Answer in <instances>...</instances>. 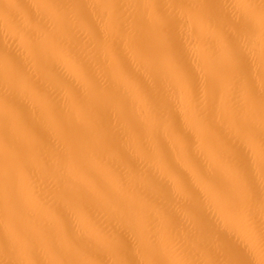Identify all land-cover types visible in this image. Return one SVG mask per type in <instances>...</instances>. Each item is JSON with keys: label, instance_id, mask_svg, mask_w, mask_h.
Here are the masks:
<instances>
[{"label": "bare ground", "instance_id": "6f19581e", "mask_svg": "<svg viewBox=\"0 0 264 264\" xmlns=\"http://www.w3.org/2000/svg\"><path fill=\"white\" fill-rule=\"evenodd\" d=\"M261 0H0V264H264Z\"/></svg>", "mask_w": 264, "mask_h": 264}, {"label": "snow or ice", "instance_id": "6c2138e0", "mask_svg": "<svg viewBox=\"0 0 264 264\" xmlns=\"http://www.w3.org/2000/svg\"><path fill=\"white\" fill-rule=\"evenodd\" d=\"M260 15H261L262 23H264V0H261V4H260Z\"/></svg>", "mask_w": 264, "mask_h": 264}]
</instances>
